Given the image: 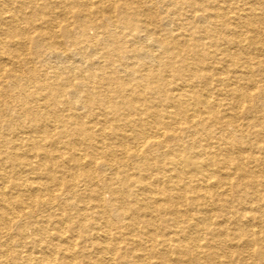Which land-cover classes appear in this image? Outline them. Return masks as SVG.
<instances>
[{
    "label": "bare ground",
    "instance_id": "6f19581e",
    "mask_svg": "<svg viewBox=\"0 0 264 264\" xmlns=\"http://www.w3.org/2000/svg\"><path fill=\"white\" fill-rule=\"evenodd\" d=\"M0 264H264V0H0Z\"/></svg>",
    "mask_w": 264,
    "mask_h": 264
}]
</instances>
